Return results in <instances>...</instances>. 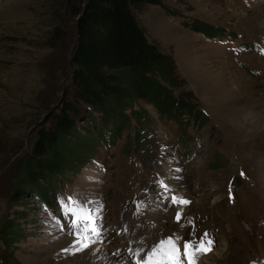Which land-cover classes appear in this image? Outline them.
Listing matches in <instances>:
<instances>
[{"label":"rangeland","instance_id":"374dc122","mask_svg":"<svg viewBox=\"0 0 264 264\" xmlns=\"http://www.w3.org/2000/svg\"><path fill=\"white\" fill-rule=\"evenodd\" d=\"M158 1L139 20L200 119L180 125L139 99L141 120L115 139L104 131L45 206L21 196L18 163L55 124L75 20L55 0L0 1V264H264V0ZM73 240L83 247L69 251Z\"/></svg>","mask_w":264,"mask_h":264},{"label":"trees","instance_id":"16d2710c","mask_svg":"<svg viewBox=\"0 0 264 264\" xmlns=\"http://www.w3.org/2000/svg\"><path fill=\"white\" fill-rule=\"evenodd\" d=\"M55 1L62 4L69 21L75 20L76 44L69 62L72 71L63 83L68 84V90L64 88L57 110L47 116L46 121L55 119V124L49 130L43 128L31 153L20 159L17 176L21 196L31 193L44 206L58 190L57 183L68 173L76 174L82 163L97 154L107 139L104 131L115 139L131 127L132 119L141 120L143 113L136 110L139 99L180 125L187 112L193 120L201 117L191 95L175 91L180 80L174 58L149 40L139 20L146 6L162 5L158 0ZM201 29L208 28L202 25ZM209 29L211 36L216 29ZM61 87L58 81L59 92ZM80 104L89 110L87 127L81 129L77 124ZM92 116L101 117L102 124H93ZM2 232L11 243L21 233L11 221ZM6 263L17 264L13 260Z\"/></svg>","mask_w":264,"mask_h":264},{"label":"bare ground","instance_id":"6f19581e","mask_svg":"<svg viewBox=\"0 0 264 264\" xmlns=\"http://www.w3.org/2000/svg\"><path fill=\"white\" fill-rule=\"evenodd\" d=\"M250 111V110H249ZM262 121V120H261ZM264 122V121H263ZM67 242H69L68 243V246L66 247L69 251H77L78 249H80L81 247H83L82 246V244H81V240L80 241H78V240H73V241H67ZM67 244V243H66ZM65 244V245H66ZM81 246V247H80ZM66 249V250H67ZM216 255L218 254L219 255V252H217V253H215ZM100 256H102V254H98L97 255V257H100ZM212 260H213V255H209V257H206V258H204V259H201L200 260V262L198 261V262H196L195 264H213V262H212Z\"/></svg>","mask_w":264,"mask_h":264}]
</instances>
